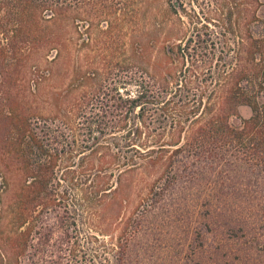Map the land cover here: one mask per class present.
<instances>
[{
	"label": "trees",
	"instance_id": "16d2710c",
	"mask_svg": "<svg viewBox=\"0 0 264 264\" xmlns=\"http://www.w3.org/2000/svg\"><path fill=\"white\" fill-rule=\"evenodd\" d=\"M107 1L94 0L98 15H110ZM203 1L189 36L165 49L164 67L72 105L76 131L56 116L32 119L16 90L24 71L36 70L29 64L37 54L68 47L64 24L86 0H0V117L11 145L0 151V193L7 159L24 173L10 206L14 228L0 231V264H94L81 244L84 217L95 216L96 205L121 210L136 191L113 264H126L123 238L143 233L149 218L200 203L207 216L187 224L185 264H264V0H228L226 13L223 0ZM169 8L173 28L181 11L192 17L180 0ZM2 205L0 198V222Z\"/></svg>",
	"mask_w": 264,
	"mask_h": 264
},
{
	"label": "rangeland",
	"instance_id": "374dc122",
	"mask_svg": "<svg viewBox=\"0 0 264 264\" xmlns=\"http://www.w3.org/2000/svg\"><path fill=\"white\" fill-rule=\"evenodd\" d=\"M171 1L109 0L107 1V6H110L109 16L98 15L101 14L99 10L102 6L94 4V0H86L85 6L81 8L77 6L75 13L71 15L73 21L64 24L67 29L64 30V34L70 40L68 47L59 54L55 51L37 54L29 64L30 69L31 66H36L33 68L36 70H32V74L24 71V78L27 79H24V84L16 90L18 94L20 93L23 105L26 104L28 107L27 111L33 114L32 119L41 120L56 116L59 120L68 121L69 128L76 130L77 110L72 111L71 108L77 101L81 103L84 100L89 101L98 94L100 88L109 89L116 86L121 88L127 79L137 76L140 70L154 73L158 63L164 67L168 61L165 49L191 33L193 28L190 24L191 19L195 21L193 10H197L195 12L198 13L201 6L207 8L203 0H180L192 17L181 11L182 23L179 27L173 28L174 22L178 20L169 10ZM227 1H222L225 13L226 4H229ZM233 3L239 5L240 1L236 0ZM227 17L224 14V18ZM170 37L172 42L167 40ZM178 70L179 64L175 66L174 71ZM1 108L3 105L0 104V110ZM239 114L247 119L251 115V110L245 106L240 107ZM1 117L0 151L6 152L11 145L2 135L3 130L5 131L10 124ZM234 121L238 123L236 118ZM113 134L117 137L123 136L122 131L115 130ZM153 140L154 138L152 142ZM68 162L70 160H63L61 166H68L70 164ZM112 170L117 172L114 167ZM5 176L8 185L0 193L3 200L0 231L6 235L14 228L11 223L10 206L13 205L24 181V173L14 158L5 161ZM137 190L145 193V184L139 185ZM135 193L127 199L128 202L121 210L119 205L106 210L103 206L96 205L98 209L95 210L97 212L95 216L84 214L86 215L84 218L88 219L81 223L83 225L81 244L85 248L84 252L90 254L87 255L88 262L94 259V264H113L126 222L135 216L134 210L140 195L139 191ZM189 206L190 212L184 210L171 218L161 215L149 218L152 224L145 227L141 234H138L139 232L133 234V231L128 233L123 238L125 243L126 237L129 236L126 264H185L187 224L191 222L193 224L194 221L203 223L205 220L203 216H207L208 210L201 207V203L199 209ZM197 210L200 212L198 215ZM214 215L216 219L221 216L220 212ZM169 219H172L173 223ZM163 220L168 225H162ZM209 230L211 234L208 238L212 241L216 227L211 226ZM89 234L95 235L98 241L95 239L93 242L88 241L86 237Z\"/></svg>",
	"mask_w": 264,
	"mask_h": 264
}]
</instances>
